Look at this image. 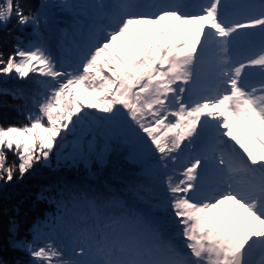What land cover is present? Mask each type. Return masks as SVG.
<instances>
[{
  "label": "snow or ice",
  "instance_id": "6c2138e0",
  "mask_svg": "<svg viewBox=\"0 0 264 264\" xmlns=\"http://www.w3.org/2000/svg\"><path fill=\"white\" fill-rule=\"evenodd\" d=\"M116 7L109 27L90 35L71 71L35 43L18 41L7 59L0 52V76L35 79L41 89L28 123L0 126V181H13L17 172L23 179L35 164H47L54 147L89 118L85 109L105 114L96 119L108 124L126 117L143 149L159 154L160 166L181 163V178L167 177L162 207L171 209L182 242L165 241L151 226L106 232L112 222L102 224L92 203L95 223L84 233L97 237L95 252L72 251L93 259L65 258L52 243L18 247L30 264H264V3L126 0ZM13 18L21 30L41 20L39 11L26 14L20 0H0V28ZM257 39L250 55L236 54ZM206 64V82L197 86ZM256 76L260 83L250 84ZM0 95L19 99L23 91L0 88ZM209 132L218 182L205 191L201 158L184 162L181 146L187 150ZM9 152L18 163H8Z\"/></svg>",
  "mask_w": 264,
  "mask_h": 264
},
{
  "label": "trees",
  "instance_id": "16d2710c",
  "mask_svg": "<svg viewBox=\"0 0 264 264\" xmlns=\"http://www.w3.org/2000/svg\"><path fill=\"white\" fill-rule=\"evenodd\" d=\"M62 1L71 0H54L53 2L54 8L58 9L55 23L59 31L56 35L57 46L54 47L60 53L63 65L73 67L71 61L75 59L74 51L81 55L83 43L88 44L93 28L81 25L82 22L79 19L73 28L70 25L72 22L63 16L67 11L62 9L60 3ZM237 1L245 2L246 0ZM258 1L264 2V0L253 2ZM132 2L150 4L151 1L132 0ZM154 2L165 3L164 0H154ZM20 3L26 14L30 11L32 13L39 11L40 23L36 28L29 26L21 30L13 18L6 28H0V52H3L4 58L7 59L18 41L22 47L35 43L45 47L57 61V57L51 50L54 37L50 36L56 33V29L49 26L50 16L55 13L48 15L45 0H20ZM98 3L102 5L101 12L107 14L106 0H99ZM119 4H121L119 0L114 1L115 7ZM118 11L114 10V13ZM102 21L106 24L110 22ZM102 21L100 22L103 23ZM71 29L77 32V37L73 35L71 37ZM242 44L246 46L242 47ZM242 44L238 47H242L241 50L244 49L243 53H252L257 49L249 48L250 45L246 43ZM0 88L7 89L9 92L23 91V97L19 99H13L11 95H0V126L6 128L10 125L22 126L28 123L27 114L36 111L32 102L33 97L36 96L38 99L37 93L41 90L35 79L21 81L0 76ZM90 117L83 125H78L74 132H70L65 137L67 148L68 141L72 142L69 151L65 150L72 155V163L58 166L61 145L57 144L47 164L43 161L35 164L23 179L19 178L17 172L14 174L13 181L6 184L0 181V264H30L29 254L18 247L21 242L35 241L37 245L50 231L54 234L58 233L57 230L70 231L75 219L92 218V210L86 208L87 204L92 203L99 210L101 209L100 212L103 215L108 209L114 207H123L127 210V202L131 201L134 205L148 210L156 222L161 223L163 227L165 226L161 220L166 221V227L172 234H176L177 229L171 209L165 211L159 207L163 203L150 202V199L164 202L167 177L176 171L178 176L176 180H179L181 166L174 167L170 164L168 169L160 166L159 154L154 149L151 154L147 153L141 141L137 137L134 138L135 133L132 137L129 136L126 123L119 124L123 129L97 131L99 126L92 124ZM139 136L143 137L144 134ZM58 140H60L59 137ZM99 149L102 151L97 154ZM132 149H138L139 154ZM181 150H184L183 145ZM88 156L91 158H85ZM13 162L19 161L9 152L8 163ZM122 189H126L127 193H121ZM137 228H139L138 225L125 220L122 224L116 225L115 230L121 232ZM74 233L76 234V230ZM180 238L182 237H177L178 240ZM90 240L96 243L94 236L85 243L88 245ZM60 247L63 248V244ZM65 258L69 257L66 255Z\"/></svg>",
  "mask_w": 264,
  "mask_h": 264
},
{
  "label": "rangeland",
  "instance_id": "374dc122",
  "mask_svg": "<svg viewBox=\"0 0 264 264\" xmlns=\"http://www.w3.org/2000/svg\"><path fill=\"white\" fill-rule=\"evenodd\" d=\"M98 1L99 0L62 1V2H60L61 6H62V9L71 13L70 14V13L65 12L63 16L67 17L68 20L72 22V24H70V25H72L73 28H74V25L75 26L77 25V24H75V22L78 19L80 20V22H82L81 25H84L85 27H92L93 28V30H91L92 33L94 31H96V30H99V29H102V28H107V27H109V25H110V23L112 22L113 19L110 18L109 16H106L107 14H104V13L101 12L102 11V5L99 4ZM253 1H256V0H246L245 2H239L237 0H226V2L229 5H257V6H259L260 4L264 3L262 1L261 2L258 1L256 3H252ZM53 2H54V0H45V5L47 7L46 11H49L48 15H53V13H55L53 16H50L51 23H50L49 26L55 27V29H56V33L55 34H50L51 37H54L53 42L51 43V50H52L53 55L57 57V63H58V67H59L60 65H63V63H62V60L60 58V53L57 52V50L54 47V46H57L56 45L57 44L56 40L58 39V37L56 35H57V33L59 31H57L56 27H58V26L55 23L56 17H58V16H56L57 15L56 11H58V9L54 8V3ZM171 2H173V0H165V3H171ZM182 2L193 3L194 0H182ZM109 4H111V2H110V0H107L106 1V7ZM243 10L244 9H242V8H230L229 12L235 13V12H239V11H243ZM105 17H107V19H109V21H110L107 24L100 22L101 20L105 19ZM101 26H103V27L101 28ZM72 35L74 37H77V32H75L73 29H71V37H72ZM66 41H68V40H66ZM243 45H244V47L246 46L245 44H242V46ZM85 46H86L85 43H83V48L81 49V53L84 51ZM249 47H251V46H249ZM241 49H242V47H238L237 50H236V54L238 56H240ZM130 51H132L133 54H136L134 50L130 49ZM74 52H75V55H74L75 59H73L71 61V63L73 64L72 65L73 67L63 65V69L62 70L71 71L72 69L75 68L76 64L79 62L80 54L77 51H74ZM250 54L251 53H249V52H244L242 55L244 57H246V56H248ZM199 72H200V80H199V84L197 86H202L206 82V79H207V74H206V71L204 70V66L199 69ZM249 83L250 84H254V85L259 84L260 83V78L258 76L253 77V78H251L249 80ZM89 102H91L90 98H89ZM85 111L89 112L92 115V117L89 116L90 117V121L92 122V124H94L95 126H99L97 131H99V130L105 131L106 129L112 130L114 128H117V129L122 128L123 129V127L119 126V124L120 123H122V124L126 123L127 124V133L129 134L130 137H132V134L134 132L129 128V125H131V122H130V120H127L126 117H121L117 122H114L112 124H108V123H106V122H104L102 120L96 119L97 117L103 116L105 114L99 113L96 109H85ZM134 127L135 126H132V128H134ZM135 131L138 132V129H136ZM138 134L141 135L143 133H139L138 132ZM206 135H208V133H205L204 137ZM136 137L137 136H135L134 138H136ZM66 140H67V138L66 139L64 138L59 143V145H61V147L59 149V152H61V158L58 159V162H59L58 166H60V167H62L64 165H67L68 163H72V159H73L72 155H70L68 152L65 151V150L69 151V149L72 147L71 146L72 142L68 141L69 147L67 148ZM185 143H187V141H185ZM78 145L80 146V144H78ZM193 146H195V147L188 148L187 150H182L181 159L184 162L187 161L186 158H188L190 160L193 156H197V153H200V151H199L200 149L198 147H196V145H193ZM132 150L139 154L138 149H132ZM101 151L102 150L99 149L97 154H100ZM210 154H211V152H210ZM91 156H88V157H85V158H91ZM207 159H209V161L206 162L207 165H209L208 166V170H211V172H215L216 171V164H215V162L213 160L212 154H211V156L207 157ZM179 165L181 166L180 162H178L175 166H179ZM207 165L205 166V168L207 167ZM197 171L201 172V180H202L203 175L205 173V171L203 169V164H201V168L197 169ZM170 175L173 177L174 180H176L177 177H178L176 171H173ZM180 178L181 177L179 175V179ZM126 191H127L126 189L120 190V192L124 193V194L127 193ZM150 200H151L150 202H154V203H164V202H161V201H158V200H154V199H150ZM130 207L134 211H140L144 218L147 217V213H150L144 207L134 205L133 203L130 205ZM159 207L163 208L162 206H159ZM161 221H162V223L164 224L165 227L163 228L160 224H157V225L159 226L160 231L163 233L164 239H166V238L169 239L171 237V239H172V241L174 243L175 242H182V238H180L178 240L177 237H179V236H177L176 234H172L170 232V230L166 227V225H165L166 221H164V220H161ZM75 237H77L76 234H74L72 232L68 233V231H64V230L61 233H56V234H54L52 231H50V232H48V234L45 236V238L43 240H40V244H37V246H43L46 243H52L54 246H56L62 252L63 250L60 247V245L63 244L64 252L67 254V256L69 258L79 259V260H90V258H89L90 255H85V254L74 255L73 254V251H72L73 249H75L76 253H80V248L83 247L81 244L75 245V243L73 241ZM87 251L88 250L85 249V252H87ZM93 258H94V255H92V259Z\"/></svg>",
  "mask_w": 264,
  "mask_h": 264
}]
</instances>
